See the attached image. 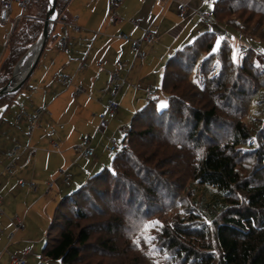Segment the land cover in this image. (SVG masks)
I'll return each instance as SVG.
<instances>
[{
    "label": "trees",
    "instance_id": "16d2710c",
    "mask_svg": "<svg viewBox=\"0 0 264 264\" xmlns=\"http://www.w3.org/2000/svg\"><path fill=\"white\" fill-rule=\"evenodd\" d=\"M68 1L58 0L59 20H68ZM48 5L31 0L15 26L0 88L38 40ZM213 10L218 24L264 41V0H216ZM219 36L209 27L170 56L160 88L168 103L159 106L157 88L132 117L112 165L59 200L40 264H117L105 258L124 254L119 228L133 216L176 208L197 213L164 228L169 259L162 264H264V66L251 47L240 64L231 41ZM246 83L250 99L242 112L231 113L226 106L236 94L245 96ZM219 129L228 133L224 140Z\"/></svg>",
    "mask_w": 264,
    "mask_h": 264
},
{
    "label": "crops",
    "instance_id": "0c3cea01",
    "mask_svg": "<svg viewBox=\"0 0 264 264\" xmlns=\"http://www.w3.org/2000/svg\"><path fill=\"white\" fill-rule=\"evenodd\" d=\"M215 1L118 0L113 5L116 22L109 18L110 0L68 1V20L57 19L28 84L13 102L0 104V112L4 107L0 113V252L16 237V244L23 245L22 232L31 234L30 226L47 224L59 200L73 185L86 181L91 171L81 177L74 170L75 158L82 161L79 153L86 137L91 138L94 151L92 170L103 161L102 148L123 147L130 114L142 108L148 102V90H156L161 83L165 70L161 63L195 36L203 23L199 11L214 9ZM183 4L186 12L181 10ZM20 15L21 6L15 1L9 19H0V67L9 54L8 41ZM148 27L156 38L142 42L140 51L146 58L141 59L133 40L141 39ZM112 73L121 84L115 97L120 107L114 114L107 113L114 92L109 87ZM60 74L67 77L66 83L59 81ZM38 111L41 115L31 129L30 117ZM106 113L107 124L102 127L101 114ZM36 144L48 149L25 152ZM15 146L20 150L9 157ZM11 161L14 166L9 171ZM27 249L24 244L13 254L23 256ZM0 264H11L7 254L0 256Z\"/></svg>",
    "mask_w": 264,
    "mask_h": 264
},
{
    "label": "rangeland",
    "instance_id": "374dc122",
    "mask_svg": "<svg viewBox=\"0 0 264 264\" xmlns=\"http://www.w3.org/2000/svg\"><path fill=\"white\" fill-rule=\"evenodd\" d=\"M23 12H24L23 8L21 7V14ZM209 27L210 26L208 24H205L203 22L201 24V29L195 33L194 37L187 40L186 44L191 43L198 36V34H200L201 32H203ZM212 27H214L216 30L219 31V34H220L219 39L227 37L231 41L233 57L240 64L244 62L246 53L248 51V50L246 51L243 57L241 56L240 48H241V44L242 45L244 44L248 48L251 47L259 52L260 55L256 58V62L258 65L264 66V63H263L264 41L247 38L243 36V34H241L236 28H234L233 26H229L227 24H217L216 23ZM171 55H167L163 63H161L162 68L166 67ZM209 70H212L211 73H214V70H216V72L218 71V69H215L213 66H210ZM156 73L159 74L160 72L158 73L157 71ZM163 76H164V71L162 70L161 72L162 79H163ZM251 82H252L251 80L248 81L249 84ZM161 86H162V80H161L160 85L157 86V88L160 89ZM242 88H243V91L245 92V96H240L238 99L237 94H236L237 101L230 100V102H228L229 104H227L226 106V108H228V110H230L231 113L237 111L235 113L239 114L240 112H242V110L245 108V105L248 103L250 99V95H251L250 92L252 91H250L248 84L246 83L245 86ZM157 95H159V100H158L159 106L162 107V105L164 106L168 103V96L161 89L159 93H157ZM116 103L118 107H120V104H118L119 100H116ZM236 108H238V110H236ZM256 109H257V105L255 104L252 108V111L255 113ZM135 110L134 112L131 111L132 115L130 114L131 112L128 113L130 114L131 118L134 116L136 112ZM3 111H4V107L0 113H3ZM25 136L30 137V135L28 134ZM217 136H219L220 138L222 137L226 138L228 137V133L224 131L223 129H219L217 132ZM224 138L222 139L224 140ZM47 149L48 147L36 144L31 147L28 146L25 149V152H27V154H32L33 150L36 152L38 150L46 151ZM74 152L77 155L75 150ZM82 153H83V150L82 152L79 153L80 156L82 157L81 159L82 161L78 162L79 160H77V158H75L74 160L76 161L75 162L76 167L74 168V170L75 171L77 170L76 173H79L81 177L85 172L87 174L89 173V171H91V174H87V176L85 177L86 181L89 179V177H91L93 174L97 173L101 169L105 167H110L112 165L113 158L116 155V152H111L110 149L108 150L105 147L102 148L101 158H103V161L101 162L100 166L92 170L95 164V158H92V157H90L89 159L85 158L82 155ZM96 154H97V157H99V153L97 152ZM240 154L244 156L242 152ZM10 163H12V161ZM263 175H264V172H263ZM263 175L261 174L260 176H263ZM83 184L84 182H81L78 186L73 185V188L68 193L75 191L76 189L81 187ZM163 194L167 195V192L164 191ZM192 212L197 213L195 209H192L190 213ZM190 213L185 212L183 208H176V209L169 210V211H161L156 214L154 213L150 214V212H147L145 215H139L136 217L133 216L132 220L128 221L126 226L121 227L118 230V237H117L118 247L120 250L124 251V254L123 255L119 254L118 256H112L111 258L106 257L105 261L109 263H117V264H162L163 259H167V260L169 259L168 257H166L165 253L163 252L165 240H163L162 231L164 230V228H167L168 231L172 230L173 224L176 223L177 221H180L179 218L182 217L186 219L187 216L190 215ZM177 214L179 216L178 218L176 216ZM185 219H182L184 223L187 222V220ZM51 220L47 224L45 221H43L42 224L37 223L36 225L30 226L31 234L22 232L24 233L22 236L25 237L23 241L24 242L23 245L25 244L26 248L32 249L31 255L26 257V264H40V262L44 261L42 257V251H43V248L46 242V234L50 226ZM16 239L18 238L16 237ZM16 239H14V241L12 242V244L8 246V248H3V250H1L0 256L1 255L5 256L7 254L10 260L9 253H13L17 247L18 248L23 247V245L16 244ZM7 242H8V239H7ZM212 245H213V250L217 251L218 249L217 245H215L214 243H212ZM45 261L48 262L49 260H45ZM49 263H53V262L50 261Z\"/></svg>",
    "mask_w": 264,
    "mask_h": 264
},
{
    "label": "built area",
    "instance_id": "2783aa9c",
    "mask_svg": "<svg viewBox=\"0 0 264 264\" xmlns=\"http://www.w3.org/2000/svg\"><path fill=\"white\" fill-rule=\"evenodd\" d=\"M15 1H18L20 6L23 8V13L22 15H20V17L17 19V22L19 20H21V18L25 15V12L31 2V0H1V4H0V19L3 21V22H6L9 17H10V13L12 11V8H13V3ZM111 2V5H112V8H111V12H110V21L112 22H116L118 20V15L116 13V11L113 9V5H115L118 0H110ZM181 10L182 12H186L187 10V5L183 4L181 6ZM199 14H200V17L202 19V21L205 23V24H208L210 27H212L214 24L217 23L216 21V18H215V13H214V10H209V11H199ZM124 37L125 38H128L127 34H124ZM155 33L154 31L148 27L145 29L144 31V34H143V37L141 39H137V40H133V47L137 50V56L140 57L141 59H145L146 58V53L145 52H142L140 51V46L142 44V42L144 41H147V42H152L155 40ZM247 51V46L246 45H242L241 44V48H240V54L241 56L243 57L244 54L246 53ZM263 63H264V60H263ZM84 65L81 66V68H83ZM118 80H120V78L118 77V75L116 73H112L111 74V78H110V81H109V87L112 88L114 90L113 92V98L109 101L108 103V106H107V113H110V114H114L117 112L118 110V105L116 103V100H115V97L117 95V91L118 89L121 88V84L118 83ZM59 81L61 82H65L67 81V77L64 75V74H60L59 76ZM148 97L150 99H153L156 97V92L153 88H150L148 90ZM106 114H101V126H105L107 124V121H106ZM41 115V111H38L36 112L34 115H32L30 117V120H31V123H32V126H31V129L34 128V124L35 122L37 121V118ZM84 150H83V155L85 157H91L94 155V151L93 149L91 148V138L88 136L84 139ZM110 151L111 152H115L121 148H118V146L116 145H112L110 148ZM20 150V146H15L14 148H12L9 152H8V156L9 157H15V155L17 154V152ZM14 166L13 162L8 165L7 167V170H11V168ZM20 184L21 185H25V182L24 181H20ZM2 198L0 197V210H1V205H2ZM2 232L1 230V222H0V233ZM12 238V236H11ZM32 253V249L31 248H28L24 255L23 256H18L16 254H13V253H9L10 255V262L11 264H26V257L28 255H30Z\"/></svg>",
    "mask_w": 264,
    "mask_h": 264
},
{
    "label": "water",
    "instance_id": "95a60500",
    "mask_svg": "<svg viewBox=\"0 0 264 264\" xmlns=\"http://www.w3.org/2000/svg\"><path fill=\"white\" fill-rule=\"evenodd\" d=\"M57 3L58 0H49L48 10L44 18V24L40 36L38 40L29 47L26 54L18 61V63L14 67L13 74L9 82L0 88V100L6 97L7 95L16 94L18 91H20V89L24 86L26 81L34 73L40 61V58L46 48L54 24L58 19ZM53 17L55 18L53 19ZM33 47H36V50L34 52V57L32 59V62L25 71V73L23 74V76L21 77V79L16 81L15 79H16L17 69L20 63L23 61V59L31 52Z\"/></svg>",
    "mask_w": 264,
    "mask_h": 264
},
{
    "label": "bare ground",
    "instance_id": "6f19581e",
    "mask_svg": "<svg viewBox=\"0 0 264 264\" xmlns=\"http://www.w3.org/2000/svg\"><path fill=\"white\" fill-rule=\"evenodd\" d=\"M35 50H36V47H33L31 52L20 63V65L17 69V73H16V79H15L16 81L21 79V77L23 76V74L25 73V71L27 70L29 65L31 64L32 59L34 57Z\"/></svg>",
    "mask_w": 264,
    "mask_h": 264
},
{
    "label": "snow or ice",
    "instance_id": "6c2138e0",
    "mask_svg": "<svg viewBox=\"0 0 264 264\" xmlns=\"http://www.w3.org/2000/svg\"><path fill=\"white\" fill-rule=\"evenodd\" d=\"M55 17H53V19H54ZM219 43V42H218ZM162 107H163V105H162ZM158 223V222H157Z\"/></svg>",
    "mask_w": 264,
    "mask_h": 264
}]
</instances>
